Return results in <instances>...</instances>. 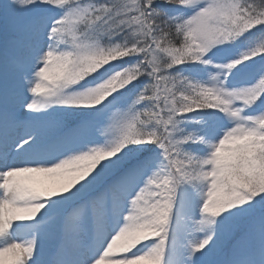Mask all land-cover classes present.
Returning <instances> with one entry per match:
<instances>
[{
  "label": "snow or ice",
  "instance_id": "6c2138e0",
  "mask_svg": "<svg viewBox=\"0 0 264 264\" xmlns=\"http://www.w3.org/2000/svg\"><path fill=\"white\" fill-rule=\"evenodd\" d=\"M0 264H264V0H0Z\"/></svg>",
  "mask_w": 264,
  "mask_h": 264
}]
</instances>
